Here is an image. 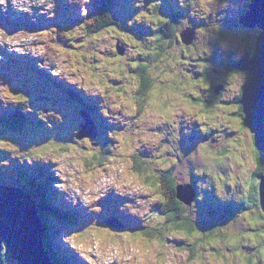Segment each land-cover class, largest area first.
I'll list each match as a JSON object with an SVG mask.
<instances>
[{
	"label": "rangeland",
	"instance_id": "1",
	"mask_svg": "<svg viewBox=\"0 0 264 264\" xmlns=\"http://www.w3.org/2000/svg\"><path fill=\"white\" fill-rule=\"evenodd\" d=\"M27 1L37 5L36 0ZM71 1V9L83 8L84 0ZM123 2L128 15L145 17L147 14L141 9L140 0H119L116 19L124 21L127 16ZM181 2L173 0L177 6H181ZM54 3L58 9L63 6L61 0H39L38 4L41 12H46ZM247 5V0H203L199 4L179 7L183 13L176 30L193 23L198 25L195 36L191 45H185L186 51L181 50L184 48L179 43H174L158 61L150 62L153 70L148 72L153 81L141 98L142 103L136 98L140 81L134 75L133 63L141 58L143 43L136 44V33L127 27L128 21L125 20L121 27L123 32L108 26L96 35H89L78 23L70 26L72 21H64V13L48 30L51 40L48 47L45 45L47 35L39 27L19 25L20 28L13 26L10 30L0 27V111L20 104L31 119L21 132H6L0 138V161L7 162L0 166V177L5 184L21 186L24 182L13 170L16 163L24 159L21 163L27 167L44 163L52 172V187L60 199L86 213L83 217L75 213L74 219L58 222L57 226L64 227L55 239L63 244L61 247H72L76 258L84 264H257L250 250L262 247L264 225L258 220H248L245 212L214 221L231 226L230 233L226 231V236L230 234L226 240L215 237L210 241L198 230L192 235L175 230L166 232L162 241H148L139 230L134 231L137 229L134 224V230L127 227L120 230V234L101 224L107 216L102 217L103 210L115 207L127 221H136L137 225H152L165 218L155 210L160 200L154 189L132 172V154L143 153L150 158L153 152L155 156V152L160 151L156 158L148 160L154 170L159 173L172 168L175 182L190 183L197 189V199L190 207L185 204L184 215L199 221L198 229L201 220L215 219L208 214V204L219 205L232 196L236 199L248 196L251 188L247 184L248 173L255 169L252 161L255 148L249 129L239 124L243 114L238 112L235 101L240 96L246 74L233 70L225 62L239 59L248 50L251 52L259 34L258 28H245L238 22ZM19 10L34 14L25 8ZM0 11L5 12L6 6H1ZM63 12L61 8L59 14ZM18 14L22 13L15 12L12 16L17 18ZM26 17L30 20V16ZM145 40L150 43L148 36ZM117 43L125 47L123 55L115 53ZM213 44L216 52L213 61L220 70H206L208 80L204 82L197 71L204 63L203 55L211 54L206 48ZM42 53L45 56L41 63H36L37 69L18 64L15 57L17 54L39 57ZM223 68H228L229 74L222 71ZM60 80L75 88L79 99L97 106L98 111L93 113H97L102 124L101 129L96 125L100 131L95 138L77 140L74 137L84 129L79 125L83 120L78 112L80 109L58 84ZM212 80L215 81L210 84ZM220 84L223 88L219 91ZM189 97L196 99L190 103ZM206 103L210 107L205 106ZM136 105H141L139 111ZM39 121L43 125L36 128ZM203 127L214 129L222 141L220 145L230 142L229 151L225 150L221 159L210 149H203L200 142L188 149L189 154H179L181 149L176 146L177 142H187L185 137L191 130ZM237 135L241 142L245 139L243 147L241 142L233 146ZM111 190L118 195L113 201H107L112 196ZM122 196L125 198L121 199ZM40 223L44 225L42 220ZM233 241L240 244L231 245ZM204 242L212 245H201ZM192 243L195 248L190 258V251L183 244ZM260 250L259 257L264 264V245ZM4 264L19 263L11 258Z\"/></svg>",
	"mask_w": 264,
	"mask_h": 264
},
{
	"label": "trees",
	"instance_id": "2",
	"mask_svg": "<svg viewBox=\"0 0 264 264\" xmlns=\"http://www.w3.org/2000/svg\"><path fill=\"white\" fill-rule=\"evenodd\" d=\"M195 2L199 4L200 2H203V0H182V2L179 4L181 6L170 5L169 8L168 6H165V2H164L165 7H161V3L158 5L156 3V0H141L139 2V5L141 7L147 8V13H150V15H148V17H150L149 20H144L143 16L137 14L128 15L125 5V10H126L125 12L127 16L123 18L124 21H121L116 19L115 17L114 8H116L118 0H88L83 4V8L81 11L82 15H76L74 14V12H72L71 19H67V20H73V19L78 20L81 29L85 31L84 32L85 34H89V35L91 33H94V35H96L101 29L106 28L108 26H112L123 32L124 30L121 29V27L125 24V20L130 23L129 25H127V27L130 28V30H132L134 33H136V37H135L136 42L140 46L143 43L141 58L137 60V63L136 61L133 63L134 75H136L138 81H140L139 88H137L136 98L139 103H142L141 98L143 97L144 94H146V90L151 88L152 86L151 83L153 81L152 77L149 75L148 72L149 70H153V67L150 62L153 60L158 61L161 55L166 51L167 47H169L174 43L175 44L179 43L181 48H184L181 50L186 51L185 49L186 46L182 45L180 41L181 39L178 36V34H174L172 32V34L174 35L170 36L169 38H166L168 32H167V27H165L164 24L168 25L172 23L173 26H177L173 22L181 18V14L183 13L182 12L183 10H181V8H183L185 4L194 5ZM53 15L57 18L56 14ZM48 19L49 20L48 21L46 20L47 21L46 23L32 26V27H39L40 29H42L43 32L46 33L47 37L49 33L47 29L48 26L52 27V25L56 24L50 21V18ZM190 24L194 25L193 23ZM137 33H139V35L145 34V36L139 37ZM147 36L150 40V43L145 40ZM246 38H247L246 41H248L249 38L248 37ZM165 39H167L168 42ZM217 40L219 41L220 38L218 37ZM46 41L47 42L45 43V45H47L48 47L49 46L48 42L51 40L48 37ZM46 50L44 52H46ZM206 50H210L211 54H209V56L203 55L204 63L203 65H199L201 70L199 72L197 71L199 75V79L203 78L204 82L208 80L206 74L208 69L214 68L216 70H220L216 68V64L213 61L216 56L215 44L209 46L208 48H206ZM43 56H45V53L41 54V57ZM208 58H210L211 60ZM18 60L21 63H23L22 65L29 68L30 66L34 65L35 59L29 58L28 55L20 54L18 55ZM144 61L147 62L148 64L143 63ZM225 62L227 65H230V62H227V60H225ZM161 70L164 73L167 72V70L164 69L163 67H161ZM222 71L227 72V74H229L230 72L228 68H225ZM214 81L215 80H212L210 84H212V82ZM65 82L66 81L60 80L58 84L66 90L70 98H72L75 102H79L80 101L79 95L76 93L75 88L68 86ZM194 99L196 98L189 97L188 100L189 101L191 100L190 103H193ZM206 104L205 106L210 107V104L209 105ZM136 106H137V111H139L141 105L140 106L136 105ZM88 107H90L92 112L93 111L96 112L97 108L95 106L89 105ZM237 108H238V112L241 114L240 106L238 104H237ZM40 119L43 120L42 118ZM30 121L31 119L26 114V110L23 109V107L20 104H17L12 109L7 108L3 111H0V123H1L0 138L3 137L4 134H6V132H14V133L21 132L25 124ZM241 123L242 120L239 121V124ZM42 125H43L42 122L39 121L37 123L36 128L41 127ZM211 129L208 130L203 127L199 130L196 129L191 130L187 135V137H185L187 142L191 144H187L186 141H183L182 143L177 142L176 146L180 147L181 149L179 154L180 155L189 154L188 149L192 146H195L198 142H200L203 149L204 148L210 149L212 153L213 152L216 153L217 157L221 159L222 155L226 153L225 150L229 151L228 146L230 145V142H227L224 145H220V142L222 141L219 139L218 134L215 133L214 129L212 130ZM166 140L168 141V139ZM168 142H166L164 146H166ZM240 142L241 140H238V135H237V140L233 144V146L240 144ZM244 142L245 139H243L241 142L242 147ZM185 144L188 146L186 147L183 146ZM174 148L175 147L172 146L173 152H174ZM153 153L151 154V157L156 158V156L158 155V153H160V151L155 152L156 153L155 156H153ZM147 156L143 155V153L132 154L131 169L132 172L137 176V179H140L144 184L149 186L150 189L152 190L154 189L153 191L158 195V198L160 200V203L157 204L155 210L157 211V214L161 216V218L162 217L165 218L164 220L161 219L160 221H158L156 227L143 228L139 230V233L146 240L162 241L164 240V236L166 232L175 231V230H180L181 232H185V234L187 235H192L193 232L198 230L199 231L198 233H201L204 237L210 239V241L215 240V237H219L221 240H226L230 235L228 234L226 236V233L227 232L230 233V231L232 230L231 226L230 227L223 226L222 224H218L217 222L214 221L218 220L220 217L234 216L244 212L246 213V215L249 216L248 220L250 221L253 220L255 222L258 220L260 221L261 224L264 225V213L260 208L259 197H258V183L264 170V158L262 154L258 152L256 149L254 150V154H253L254 158L252 157V161L253 163H255V169L249 171L248 173L247 184L248 186L251 185L248 196L246 195V196L238 197V199L232 196L230 200L233 199L236 202H232L229 200V201H224V203L219 205L208 204L207 205L208 214L210 215V217L214 216L215 219L201 220L200 222L202 225L199 224L201 225L199 229L197 228L199 221L198 222L193 221L189 219L188 216H185L184 215L185 207L182 205L181 202L177 200L176 192H175V186L177 183L175 182V177L173 176V169L166 168L161 170L159 173H157L158 170L155 171L154 167H152V165L148 161L150 160L151 157L149 158ZM165 160L168 161L169 159H167L166 157ZM228 162L230 161L228 160L227 163ZM172 163H174L175 165L176 161L173 160ZM0 164H1L0 166H3L6 165L7 162L6 160H3V162L0 161ZM215 164H217V161L215 162ZM13 170H15L16 177L20 178L24 182L22 188L25 191H27L28 194H30L37 201L38 213L41 220L44 223L43 234L45 240L43 239V245L47 254L50 257L52 264H82V262L78 260V258H76V256L74 255L71 249L56 246L55 239L59 235V231L63 227L59 225L58 230H56L54 227L56 225V222L60 223L63 219H68V220L74 219L75 213L78 214V216H81L82 211L80 209L78 210L76 208L68 206L67 205L68 203L60 199L56 190L53 189L52 187L54 181L53 175L49 169L44 167V164L37 163L31 167L18 164L15 165ZM1 180L2 179L0 177V183H3ZM261 232H262L261 242L264 245V230H261ZM58 242L60 241L58 240ZM207 244L208 246L212 245L209 242L206 243L204 242L201 245H207ZM235 244H240V242L233 241L231 243V245H235ZM183 245L186 246V248L190 251V258H191V256L194 255V248H195L194 244L192 243L189 245L188 244H183ZM263 245H260L262 246L261 248H263ZM222 248L223 247H221V250ZM260 249H254V251L250 250V252H252L251 255H254L256 260H258L259 264L261 261L259 257V255L261 254ZM259 250L260 252L256 254V251ZM0 255L3 264L7 262L9 259H11L10 254L8 253L6 248H3L1 250ZM249 260H252V258L250 257Z\"/></svg>",
	"mask_w": 264,
	"mask_h": 264
},
{
	"label": "water",
	"instance_id": "3",
	"mask_svg": "<svg viewBox=\"0 0 264 264\" xmlns=\"http://www.w3.org/2000/svg\"><path fill=\"white\" fill-rule=\"evenodd\" d=\"M248 10L240 17V23L246 28H259L253 52L246 51L235 63V67L247 71L246 83L238 99L243 113L242 124L253 136L255 149L264 158V0H248ZM181 41L189 45L193 39V29L180 33ZM119 53L123 50L117 47ZM219 91L222 86L219 85ZM86 120L77 138L96 136V126L92 120ZM177 200L190 205L195 190L190 184H178L175 187ZM259 205L264 213V170L258 183ZM36 203L22 188L0 185V250L6 248L10 257L19 264H51L43 245L42 225L36 211ZM109 227L121 228L116 219L105 220ZM0 264L2 263L0 255Z\"/></svg>",
	"mask_w": 264,
	"mask_h": 264
},
{
	"label": "bare ground",
	"instance_id": "4",
	"mask_svg": "<svg viewBox=\"0 0 264 264\" xmlns=\"http://www.w3.org/2000/svg\"><path fill=\"white\" fill-rule=\"evenodd\" d=\"M8 7H11V8H14L11 4H9L8 5ZM53 7H54V5L52 4L51 5V7H50V9H48L47 10V15H50V21H52L53 23H55V22H57L58 20H57V18L54 16V15H52V13H53ZM248 10V9H247ZM246 10V11H247ZM16 12V10H13V13H15ZM23 14H25V12L23 13ZM29 57V56H28ZM30 58V57H29ZM236 62V61H235ZM36 207V206H35Z\"/></svg>",
	"mask_w": 264,
	"mask_h": 264
},
{
	"label": "flooded vegetation",
	"instance_id": "5",
	"mask_svg": "<svg viewBox=\"0 0 264 264\" xmlns=\"http://www.w3.org/2000/svg\"><path fill=\"white\" fill-rule=\"evenodd\" d=\"M140 1H141V0H140ZM164 2H165V0H156V3H157L158 5L161 3V6H163V7H164ZM247 9H248V8H246V10H247ZM246 10H245V11H246ZM171 13H172V12H171ZM176 16H177V15H176ZM164 26L166 27L167 24H164ZM258 29H259V28H258ZM167 32H168V31H167ZM172 35H174V34L168 32L166 38H169V37L172 36ZM143 36H145V34L141 35L140 37H143Z\"/></svg>",
	"mask_w": 264,
	"mask_h": 264
},
{
	"label": "clouds",
	"instance_id": "6",
	"mask_svg": "<svg viewBox=\"0 0 264 264\" xmlns=\"http://www.w3.org/2000/svg\"><path fill=\"white\" fill-rule=\"evenodd\" d=\"M240 17H241V16H240ZM256 36H257V35H256ZM255 39H256V37H255ZM255 39H254V41H253V45H254ZM246 79H247V77L245 78V82H244L243 86H244L245 83H246ZM243 86H242V91H241V93H240V96H241V94H242V92H243ZM240 96H239V98H240ZM237 104L240 106V109H241V105H240L239 103H237Z\"/></svg>",
	"mask_w": 264,
	"mask_h": 264
},
{
	"label": "snow or ice",
	"instance_id": "7",
	"mask_svg": "<svg viewBox=\"0 0 264 264\" xmlns=\"http://www.w3.org/2000/svg\"><path fill=\"white\" fill-rule=\"evenodd\" d=\"M0 2H2V0H0Z\"/></svg>",
	"mask_w": 264,
	"mask_h": 264
}]
</instances>
